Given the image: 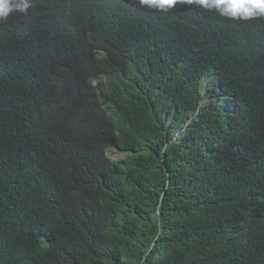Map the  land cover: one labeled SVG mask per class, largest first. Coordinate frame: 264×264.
Masks as SVG:
<instances>
[{
    "label": "trees",
    "instance_id": "trees-1",
    "mask_svg": "<svg viewBox=\"0 0 264 264\" xmlns=\"http://www.w3.org/2000/svg\"><path fill=\"white\" fill-rule=\"evenodd\" d=\"M31 5L0 23V264H264V18Z\"/></svg>",
    "mask_w": 264,
    "mask_h": 264
},
{
    "label": "clouds",
    "instance_id": "clouds-1",
    "mask_svg": "<svg viewBox=\"0 0 264 264\" xmlns=\"http://www.w3.org/2000/svg\"><path fill=\"white\" fill-rule=\"evenodd\" d=\"M141 7L166 13L176 5H194L232 20L249 21L264 18V0H138ZM31 0H0V23L6 22L13 13L27 15ZM92 86L98 81L92 79Z\"/></svg>",
    "mask_w": 264,
    "mask_h": 264
},
{
    "label": "rangeland",
    "instance_id": "rangeland-1",
    "mask_svg": "<svg viewBox=\"0 0 264 264\" xmlns=\"http://www.w3.org/2000/svg\"><path fill=\"white\" fill-rule=\"evenodd\" d=\"M107 154L111 160H118L123 156L122 153L118 152L116 149L109 150Z\"/></svg>",
    "mask_w": 264,
    "mask_h": 264
}]
</instances>
